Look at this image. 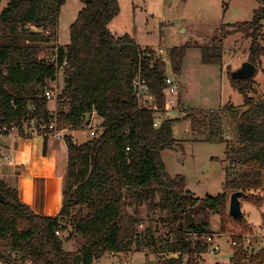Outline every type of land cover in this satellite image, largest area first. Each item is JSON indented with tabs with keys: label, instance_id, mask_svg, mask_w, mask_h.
I'll use <instances>...</instances> for the list:
<instances>
[{
	"label": "trees",
	"instance_id": "1",
	"mask_svg": "<svg viewBox=\"0 0 264 264\" xmlns=\"http://www.w3.org/2000/svg\"><path fill=\"white\" fill-rule=\"evenodd\" d=\"M1 1L6 6L0 12V128L15 125L24 133V122L32 117L49 124L56 116L59 129H84L94 114L102 123L101 131L84 143L75 142L72 135L65 137L68 164L63 206L57 216L35 212L15 186L0 180L6 196V201H0V261L98 264L107 253L124 251L130 239L137 249L143 245L159 248L157 264H209L203 256L210 242L203 236L214 232L212 215L219 213L221 232L228 230L231 221L243 223V218L227 213L228 193L242 190L247 193L245 198H252L264 186V99L249 95L254 78L233 77V71L229 75L233 88L245 98L237 123V145L225 139L220 120L223 109H233L232 105L210 111L188 107L186 111L192 128L206 134L199 140L226 142L230 162L223 192L197 196L187 188L186 176L172 175L162 158L163 150L177 147L174 126L180 119L167 118L156 127V112L140 101L133 87L141 69L154 102L164 112L169 64L153 48H149L150 55L141 56L142 47L135 37L111 30L110 24L120 12L119 0H83L66 45L55 42L67 0ZM262 18L259 8L250 21L223 24L203 46L204 61L222 65L224 40L243 32L251 38L248 61L260 68L264 57ZM56 46L58 62L67 63L64 87L58 95L61 107L54 114L41 93L58 77L57 67L49 59ZM185 52V46L169 52L177 81ZM129 204L146 205L149 213L157 215L155 221L169 229L168 234L156 235L151 224L136 231L138 210L130 215ZM66 231H70L69 237L61 235ZM71 237L82 242L79 248L64 247ZM235 240L231 260L214 264L264 263V248L249 251L242 238Z\"/></svg>",
	"mask_w": 264,
	"mask_h": 264
},
{
	"label": "rangeland",
	"instance_id": "2",
	"mask_svg": "<svg viewBox=\"0 0 264 264\" xmlns=\"http://www.w3.org/2000/svg\"><path fill=\"white\" fill-rule=\"evenodd\" d=\"M119 3L120 12L110 24L115 34L129 33L135 37L141 47L153 48L165 58H169L170 49L177 46L186 47L183 67L178 79L181 91L179 98L178 93H171L169 90L167 92V99H179L178 108L170 111V116L180 119L174 131L178 142L177 147L162 151L167 170L173 175L184 174L187 188L197 196L216 195L223 192L226 169L230 163L227 159L226 142L199 140L206 134L195 131L185 115L188 107L210 111L222 110L225 105H232L233 109L227 111L223 109L220 120L225 139L237 145V123L239 113L245 106V98L242 93L233 88L229 75L248 60L251 38L243 32L229 35L224 40L222 65L204 61L202 48L212 41L223 24L250 21L256 10L264 6L262 0H119ZM4 6L6 1H1L0 12ZM83 6L82 0H67L63 5L58 27L60 43L57 38L55 42L57 45H66L70 42V26ZM262 22L264 25V17ZM261 39L264 42V27ZM168 69L171 72V69ZM64 78V73L60 72L57 80L49 84L54 89L55 97L47 102L54 114L61 107L58 94L64 87ZM254 81V89L249 92V95L256 100H262L264 99V57ZM97 116L95 114L90 121L93 129H96L98 133L101 131V126L95 121L98 119ZM65 129V133L73 135L77 143H84L92 137L89 127L75 130L73 133L68 127ZM232 169L241 170L239 166H233ZM231 192L228 193L229 202ZM255 194L252 198L242 199V210L259 228L264 225V188L256 191ZM229 202L226 207L228 214ZM136 210L140 220L136 231L141 232L151 224L156 235L168 234L169 229L155 221L158 218L157 215L154 217V214L149 213L146 205L140 207L134 204L127 205V212L130 215H136ZM243 219L245 221L241 224L236 221L229 222L228 230L221 232L219 213L212 215L211 229L214 231V238L219 240L220 250L209 251V254L206 253L208 255L204 254L203 259L206 263L229 262L231 250L235 247L232 245V240L243 239L244 235L250 238L252 236L261 238L262 232L253 228L248 219ZM61 235L69 237L70 231ZM66 241V249H77L82 244L78 238L74 237L67 238ZM130 243V239H127L124 251L119 255L107 253L97 263L121 264L126 261L128 264H157L160 257L159 248L143 245L137 249L135 243ZM6 248L10 249V246Z\"/></svg>",
	"mask_w": 264,
	"mask_h": 264
},
{
	"label": "crops",
	"instance_id": "3",
	"mask_svg": "<svg viewBox=\"0 0 264 264\" xmlns=\"http://www.w3.org/2000/svg\"><path fill=\"white\" fill-rule=\"evenodd\" d=\"M57 41H59V36ZM97 117L98 121L96 119L95 121L102 123V118ZM175 130L176 124L174 126ZM74 131L72 130L71 132L73 133ZM8 155H11L13 164L8 163L6 160L5 157ZM67 164L68 146L65 139L37 133H23L17 129L10 130L0 136L1 180L11 186H15L18 189L20 198L41 215L57 216L60 213L63 206V182ZM243 214V218L248 219L254 226L253 228H257L262 232L261 238H255V236L250 238L244 235V244L249 251H260L264 248V225L258 228L250 221V217H247V213L243 212ZM215 236L217 238L216 234ZM214 240L219 244V240L215 238ZM66 243L67 241L64 243V247ZM69 250H73V248ZM231 251L232 258L234 247ZM0 264L3 263L0 261Z\"/></svg>",
	"mask_w": 264,
	"mask_h": 264
},
{
	"label": "built area",
	"instance_id": "4",
	"mask_svg": "<svg viewBox=\"0 0 264 264\" xmlns=\"http://www.w3.org/2000/svg\"><path fill=\"white\" fill-rule=\"evenodd\" d=\"M58 53H59L58 46H56L54 49L53 55L49 59H50L51 63H54L56 65L57 73L59 75L60 72L64 73L65 66H66L67 62L64 61L63 64H60L58 62ZM156 54L158 56L162 57L163 60L167 61L169 64L168 68L171 69L170 59L163 57L157 51H156ZM140 55L141 56L150 55L149 48H143L142 47ZM167 73L168 74L165 78L166 83H167V90H169L171 93H178V98H179L180 84L176 80V78L174 77L172 71L171 72L168 71ZM133 87H134L135 92H136L137 96L139 97L140 101L146 107H148V108H150L156 112V117H155V122H154L156 127L160 126L162 124L163 120H165L167 118H171L170 111L174 110V108H178V106H179V99H177V100L167 99L164 112L160 111L158 105L156 104V102H154V100H153L154 98L150 93L149 84H148L147 80L142 76L141 69L135 75V77L133 79ZM41 97L46 99V100L53 99L55 97L54 89L51 86H46L41 93ZM36 108L37 107L35 105H33L32 109L36 110ZM56 120H57V117L55 116V118L50 119V123L48 124L46 121L39 119L37 117L28 118L24 122L23 129H24L25 133L26 132L27 133H37V134L50 135V136H53L56 138L65 139V137L67 135L65 133L66 129L65 128L59 129L57 126ZM86 127H89L90 134L92 136H95L97 134V130L93 129V125L91 124V122ZM14 129H17V127L15 125H11L10 129H8L7 126L1 127L0 128V136L3 135L4 133H7L10 130H14ZM5 158L8 161V163L13 164V159H12L11 155L6 156ZM0 180H1V176H0ZM263 220H264V216H263ZM57 233L59 234L60 232L58 231ZM197 236L198 235H195V237H197ZM203 237L207 241L210 242V247H209L210 252L211 251L212 252H218L220 250L219 244H217L214 240V234L204 235ZM236 244H237V241L232 240V245H236ZM26 264H30V262H27ZM121 264H127V262L124 261Z\"/></svg>",
	"mask_w": 264,
	"mask_h": 264
},
{
	"label": "water",
	"instance_id": "5",
	"mask_svg": "<svg viewBox=\"0 0 264 264\" xmlns=\"http://www.w3.org/2000/svg\"><path fill=\"white\" fill-rule=\"evenodd\" d=\"M264 17V6H262ZM260 71V68L250 61H245L240 67L232 72L233 77L242 79H253L254 76ZM89 121V118L88 120ZM247 193L242 190L233 191L230 195L229 214L235 219L243 218L244 214L241 207V199L245 198ZM0 201H6V196L0 190Z\"/></svg>",
	"mask_w": 264,
	"mask_h": 264
}]
</instances>
